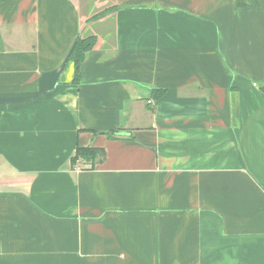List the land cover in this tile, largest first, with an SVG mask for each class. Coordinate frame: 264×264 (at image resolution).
<instances>
[{
  "label": "crops",
  "instance_id": "obj_1",
  "mask_svg": "<svg viewBox=\"0 0 264 264\" xmlns=\"http://www.w3.org/2000/svg\"><path fill=\"white\" fill-rule=\"evenodd\" d=\"M261 84L264 0L2 1L0 264H264Z\"/></svg>",
  "mask_w": 264,
  "mask_h": 264
},
{
  "label": "trees",
  "instance_id": "obj_2",
  "mask_svg": "<svg viewBox=\"0 0 264 264\" xmlns=\"http://www.w3.org/2000/svg\"><path fill=\"white\" fill-rule=\"evenodd\" d=\"M2 1L0 0V4ZM106 14H103L102 16H97L95 19H99L101 17H104ZM96 38L94 36L92 37H83L80 36L75 41L73 47L71 48L68 56H67V64H70L73 69V80L72 84L77 85L80 81V67L85 61V57L88 53H90L94 47L96 46ZM259 89L264 95V84L259 85ZM163 93V91H155L153 92V97H157L158 95ZM108 137H116L117 133L112 131L110 133H107ZM103 152L99 149H92V148H77L75 151L74 156L71 158L70 163L72 166H77L79 163L84 162L89 165V169H92L93 166L96 164L97 161L102 160L103 158Z\"/></svg>",
  "mask_w": 264,
  "mask_h": 264
},
{
  "label": "rangeland",
  "instance_id": "obj_3",
  "mask_svg": "<svg viewBox=\"0 0 264 264\" xmlns=\"http://www.w3.org/2000/svg\"><path fill=\"white\" fill-rule=\"evenodd\" d=\"M88 33H91L90 30H88V31L86 32V35H87V36H88ZM70 67H71V66H70ZM71 68H72V67H71ZM148 103H150V102H148Z\"/></svg>",
  "mask_w": 264,
  "mask_h": 264
}]
</instances>
